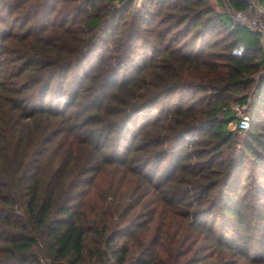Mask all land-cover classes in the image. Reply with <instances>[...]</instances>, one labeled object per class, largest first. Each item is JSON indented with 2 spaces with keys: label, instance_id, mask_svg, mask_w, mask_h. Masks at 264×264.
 <instances>
[{
  "label": "trees",
  "instance_id": "1",
  "mask_svg": "<svg viewBox=\"0 0 264 264\" xmlns=\"http://www.w3.org/2000/svg\"><path fill=\"white\" fill-rule=\"evenodd\" d=\"M135 1L0 0V264H264L260 35Z\"/></svg>",
  "mask_w": 264,
  "mask_h": 264
},
{
  "label": "built area",
  "instance_id": "2",
  "mask_svg": "<svg viewBox=\"0 0 264 264\" xmlns=\"http://www.w3.org/2000/svg\"><path fill=\"white\" fill-rule=\"evenodd\" d=\"M249 7L246 9H234L231 6L233 14H230L232 19L245 25L250 30L255 31L260 35V40L262 48L264 51V6L259 2V0H250ZM251 14V17L246 19ZM244 110V104H238L237 108ZM237 121L234 122V128H239L242 130H247L250 127V118L248 114L240 112L237 114Z\"/></svg>",
  "mask_w": 264,
  "mask_h": 264
},
{
  "label": "rangeland",
  "instance_id": "3",
  "mask_svg": "<svg viewBox=\"0 0 264 264\" xmlns=\"http://www.w3.org/2000/svg\"><path fill=\"white\" fill-rule=\"evenodd\" d=\"M142 0H136L135 1V6H139L141 4ZM210 2L219 10V11H226L229 15L233 14V11L229 5L228 0H210ZM260 2V0H259ZM261 3V2H260ZM262 4V3H261ZM248 17L246 19H248L249 17H251V14L247 15ZM55 91V90H54ZM250 101H251V97H250ZM244 104V110H242V107H240V109L237 108V104H233V109L238 113L240 112H244L245 114H247L248 112H246V109L248 108V104L247 103H243ZM241 104V105H243ZM235 122V121H234ZM234 122H232L229 125V129L230 130H235L236 128H234ZM240 135H243V133H240Z\"/></svg>",
  "mask_w": 264,
  "mask_h": 264
}]
</instances>
